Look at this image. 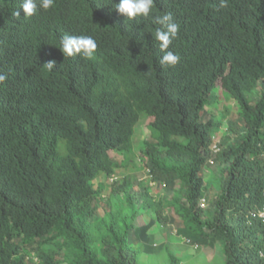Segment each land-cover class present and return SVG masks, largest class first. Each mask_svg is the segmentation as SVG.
<instances>
[{
  "label": "trees",
  "instance_id": "16d2710c",
  "mask_svg": "<svg viewBox=\"0 0 264 264\" xmlns=\"http://www.w3.org/2000/svg\"><path fill=\"white\" fill-rule=\"evenodd\" d=\"M22 2L0 0V264H141L168 207L186 243L222 242L225 264H264V0H154L132 20L120 0H55L27 19ZM166 13L179 25L174 67L153 36ZM65 35L93 36L94 58L64 56ZM218 82L237 113L213 153L225 120L204 110ZM142 114L153 119L140 165L171 198L118 175L137 161ZM144 201L156 216L138 225Z\"/></svg>",
  "mask_w": 264,
  "mask_h": 264
},
{
  "label": "rangeland",
  "instance_id": "374dc122",
  "mask_svg": "<svg viewBox=\"0 0 264 264\" xmlns=\"http://www.w3.org/2000/svg\"><path fill=\"white\" fill-rule=\"evenodd\" d=\"M210 96L215 99V102L212 106H207L205 108V119H209L212 115H219L225 120L224 126L216 134L218 136L214 138L216 139L217 137H223L225 134L228 124L226 121H228V118L231 116L236 115L237 104L235 103L234 98L230 97L226 90L222 88L221 82L216 84L211 91ZM152 119L153 118H147L145 114H142L140 121L136 125L135 134L133 136V157L137 159V161L131 166H127V168H121L118 170V174L122 176L130 174L136 175V188L143 186L147 182L146 179L141 180L144 176V170L140 165L141 162L138 159V155L139 150L143 146V141L151 134L149 124ZM111 155L119 161L124 157V154L118 153L117 151H111ZM214 169L215 168H210L206 171V179L208 181L213 178L211 172ZM109 186V181H107L106 189L104 191V196L106 197L109 195ZM172 195L173 193L164 187L162 188L154 185L152 188L148 189L149 199L158 196L171 198ZM146 201H144L145 209L140 208L141 215L138 219V225H144L148 223L151 218L154 219L156 216V212L150 208ZM100 213H103V210H100ZM173 214V208H164V216L169 217L167 223H164V225L155 224L150 229L148 242L152 244L153 248L149 253L146 252L141 255V264H171L169 252H172L181 259L180 264H225L226 257L222 242H217L213 246L200 245L199 248H195L193 244L186 243L185 237L177 233L178 225L171 219ZM141 241L143 242V240Z\"/></svg>",
  "mask_w": 264,
  "mask_h": 264
},
{
  "label": "clouds",
  "instance_id": "9594fccd",
  "mask_svg": "<svg viewBox=\"0 0 264 264\" xmlns=\"http://www.w3.org/2000/svg\"><path fill=\"white\" fill-rule=\"evenodd\" d=\"M55 6V0H23L21 8L24 12V18H30L38 12L39 9L49 10ZM221 7L226 6V0H221ZM154 8V0H120L118 4H115V9L122 15H125L128 20L135 19L137 17L149 18ZM17 17L20 16V12L15 13ZM153 22L161 27H158L153 36L156 41H159V47L163 53L160 58V64L162 66L174 67L180 61V55L169 50L172 41L177 37L179 32V25L173 22L172 14L166 13L158 15L153 18ZM64 56H74L82 54L86 59H93L97 42L91 35H65L60 40L58 47ZM56 66L55 60L46 62L43 67L51 71ZM6 75L0 73V83L6 81ZM146 168L144 170V176L146 175ZM119 175V174H118ZM146 179V184H149V180ZM150 186V185H149ZM151 188V187H150ZM264 257V252L260 253Z\"/></svg>",
  "mask_w": 264,
  "mask_h": 264
},
{
  "label": "built area",
  "instance_id": "2783aa9c",
  "mask_svg": "<svg viewBox=\"0 0 264 264\" xmlns=\"http://www.w3.org/2000/svg\"><path fill=\"white\" fill-rule=\"evenodd\" d=\"M220 141H221V139H220V137H217L216 139H214V142L212 143V146H211V148H212V151H213V153H217V152H219L220 150H221V146H220ZM210 162L211 163H214V159L213 158H211L210 159ZM152 173H151V171H150V169L149 168H146V175L144 176V178H147L149 181V185H150V187L152 188V186H159V187H164V188H166V184H158L153 178H152ZM117 178H119V176L117 175V174H113L110 178H109V181L110 182H112V181H114L115 179H117ZM201 206L202 207H205L206 206V200L205 199H202V201H201ZM258 214H259V216L260 217H262L263 218V220H264V207L258 212ZM188 242H190V240H187ZM194 246H195V248H199V244H194Z\"/></svg>",
  "mask_w": 264,
  "mask_h": 264
}]
</instances>
